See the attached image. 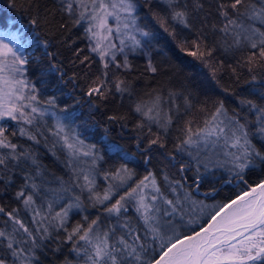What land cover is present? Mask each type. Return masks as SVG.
Returning a JSON list of instances; mask_svg holds the SVG:
<instances>
[{
    "label": "snow or ice",
    "instance_id": "1",
    "mask_svg": "<svg viewBox=\"0 0 264 264\" xmlns=\"http://www.w3.org/2000/svg\"><path fill=\"white\" fill-rule=\"evenodd\" d=\"M150 3V0H147ZM170 12L167 14L153 13L154 19L168 35L177 41V46L182 52H187L190 56L204 60L213 70V78H216L217 69L209 63L213 56V49L206 44V36L197 35L195 40L189 41L178 39L175 30L169 31V21L182 24L185 28H191L187 5L177 8L174 0H166ZM15 0H13V6ZM137 5L134 0H60V11L71 19L74 26L82 23L84 26L85 38L90 42L91 53L99 56L103 69L100 75L88 84L86 95L98 96L107 100L108 95L114 90L116 93L132 94L130 81L116 76L114 80H109V69L114 68L117 72L123 71L125 74L133 68L129 60V52L135 53L137 50L146 48L155 39L152 32L145 30L137 24L135 15ZM203 8L200 0H193V10L198 11ZM218 15L222 18L219 31L225 36L232 37V44L240 46L247 43L255 51L246 56L238 66L246 69L249 79L245 83L253 85V94L259 93L264 99V30L259 27L248 25L244 22L246 17L249 20H259L264 25V7L257 9L251 0H219L217 9ZM111 17L115 24L109 23ZM32 24L37 21L33 19ZM67 27L62 23L60 28ZM213 29L217 26L212 25ZM113 36L119 39V46L112 42ZM107 41V43H103ZM47 47L48 41H41ZM82 51V50H81ZM147 70L155 74L159 71L158 66L153 62L150 51L145 53ZM79 59L80 52L76 53ZM89 57L84 56L80 63L88 66ZM31 58L25 54L24 48L10 46L8 43L0 41V183L6 187L12 183V173L17 168H25L30 162L34 166L35 175L25 173L24 183L20 190L15 193L16 199L21 201L25 209L32 212V220L37 226L29 229L17 216V209L5 213V209L0 207V213H4L8 220L12 222V232L0 229V243L6 242L9 254L14 258L12 264H39V256L36 251L43 247V242L51 238L50 229L59 231L64 229L66 240L72 243L71 252L75 253V264H264V179L254 186L248 184L246 175L256 169L264 170V106L256 104L252 99L246 97L239 98L241 105H246L250 109H255L257 113L256 121L259 127L254 132H250L248 122L244 120L240 113L233 111L229 115L223 100L213 102V110L208 112L207 102L198 109L206 112L203 127L193 129L194 120L185 121L184 126L179 129L181 135L177 136L174 150H166L164 135L160 132H153L151 123H155L163 133H167L172 124V117L161 115V105L163 97L153 90L148 93L149 101L139 100L134 103L133 111L146 117L149 122L137 124V129L141 130V139L147 140V149L154 147L165 149L161 155L172 166L179 164V172L185 173L191 164H184L177 161L175 153H187L195 161L197 173L192 178L196 189H199L202 181V174L199 168L203 166L205 170L209 166L224 168L230 175V179L225 183H232L238 180L248 185V190L243 191L228 203L219 206L210 216L206 227H201L200 231H195L191 235H181L177 232L175 217L184 216V209L180 202L163 199V203L169 208L161 209L156 201L162 198L156 178L149 172L143 179L139 180L134 187L118 195L113 188H119L129 180H132L134 173L121 165L113 173H105V179L111 178L118 181L117 185H109L101 196L94 191L95 181L90 178L91 173L83 169L73 168V183L81 189H87L89 200L92 206L103 205V212L109 216L119 217L122 210L127 211L126 203L130 200L136 202V212L143 223L144 233L140 235L137 229L129 223L121 225L126 229L121 234H117L115 227L100 228V217L97 216L86 227L83 224H76L71 231L65 228L69 212L73 208L82 206L79 196L74 198V202L68 203L60 211L53 214L52 201L47 203L46 211L36 207V199L40 193L41 186L36 183V177L41 174L40 164L36 157L28 150L22 149L18 144L13 143L11 137L17 134L26 136L27 139L39 143L37 136L28 127L37 121H43L45 116L51 115L55 118V130H49L52 135L58 137V142L62 141L63 146L68 149L69 164L79 156L92 157V165L96 161L103 159L94 151L95 145L88 146V151H81L84 142L73 130L71 134L66 131L67 125L61 114L69 112L68 107L59 108L55 96L46 100H41L40 89L37 84L30 79ZM50 71H60L56 64L49 65ZM232 73L239 81L240 73L237 68H232ZM257 73H260L257 75ZM88 74L85 73V76ZM111 85V87H109ZM225 92L229 89L225 88ZM170 93V96H176ZM79 103V101H76ZM184 103L188 108L193 105L189 96L184 97ZM56 111H52V110ZM123 119V117L110 116L109 120ZM10 122H15L18 126L16 131L9 132ZM147 127V135L143 134V129ZM259 139V146L254 140ZM137 146H140L138 140ZM219 146V151H213ZM201 148L205 152H212V156L205 154L201 157ZM191 149H196L195 155ZM213 156L215 160H213ZM223 156V159L220 157ZM149 162L147 159L145 163ZM83 177L84 184L78 181ZM167 180V177H165ZM187 181L188 177L183 176ZM147 182V183H146ZM181 188L184 187L181 181H175ZM151 187L156 195H149L145 189ZM63 191L69 189L63 188ZM175 191V188H173ZM215 191V189H213ZM184 200L196 205L197 201L192 200L189 192L184 195ZM114 201V202H113ZM105 202H110L106 204ZM206 207L201 205V211ZM170 209V210H169ZM39 217V219H37ZM168 217L169 219H164ZM219 217V219H218ZM85 220L88 218L85 217ZM194 221H189L192 223ZM18 226V227H17ZM26 238L17 239L16 233L21 232ZM83 242V243H81ZM30 245L20 247L19 245ZM156 245V247H153ZM157 249H159L157 251ZM60 249L57 248L56 251ZM155 253V255H153ZM0 264H7L5 258L0 257ZM65 264H73V261H65Z\"/></svg>",
    "mask_w": 264,
    "mask_h": 264
},
{
    "label": "trees",
    "instance_id": "2",
    "mask_svg": "<svg viewBox=\"0 0 264 264\" xmlns=\"http://www.w3.org/2000/svg\"><path fill=\"white\" fill-rule=\"evenodd\" d=\"M200 2L203 8L194 11L193 0H174V5L178 9L187 5L192 27L185 28L182 24L170 20L169 31L174 29L178 39L189 41V50H191L190 42L197 38L198 33L205 35L207 46L213 49V56L209 63L217 69L216 78H213V70L204 60L180 51L177 41H174L154 19L153 13L158 12L163 15L170 12L166 0H150V3L147 0H137L136 15L140 24L142 28L147 25L145 30L152 32L155 36V39H151L150 45L145 48V53L150 51L151 58L159 71L155 74L148 71L145 53L137 50L129 56L133 65L130 72L125 74L123 71L117 72L114 68L108 70L109 80H114L119 75L120 78L130 81L132 94L121 95L113 90L107 100H104L95 95L91 97L86 95L88 84L100 75L103 64L98 56L90 52L88 40L85 38L84 23L74 26L71 19L60 11V0H15L14 6L13 0H0V33L6 36L15 34L14 36H17L24 44V52L31 58L32 67L29 78L40 89L41 100L55 96L59 108L68 107L67 114L57 111V115H61L62 119L65 115L67 116L64 120L67 125L66 131L71 134L74 130L83 140L84 150L88 151V146L95 145L94 151L98 156L103 157L94 165L93 176L96 181L94 191L102 196L105 191V180L110 181V178L105 179V173L111 174L121 165H126L134 176L132 180L117 190V196L114 199L134 187L149 172L153 173L157 187L162 193V198L158 200V203L156 202L157 206L162 210L169 208L163 203V199L178 200L183 206L185 213L183 219L177 215L174 221L177 226L181 227L179 233L181 235H191L199 231L201 227L207 226L211 214L219 206L228 203L243 191H247L248 185L238 180L225 183L224 181L231 178L226 169L210 165L208 170H205L203 166L199 168L202 181L200 188L196 189L192 178L197 173V168L191 156L186 152L175 153L177 161L191 164V167L181 174L178 170L179 164L174 167L161 155L165 149L155 147L151 150L147 149V140L141 139V130L136 126L142 121L146 125L149 122L146 117L133 111L134 103L141 99L149 101L148 93H152L153 90L163 97L161 115L171 116L172 124L166 134L155 123H151L150 126L153 132H160L164 135L168 152H172L174 145L178 143L176 138L181 135L179 129L184 126L185 121L194 120V130L197 127H203L207 113L200 112L198 109L205 102L210 112L213 110V102L223 100L229 115L234 110L239 112L241 117L248 122L250 132H254L259 127L257 123H253L256 121L257 113L255 109L241 105L239 98L246 97L264 106V99L260 98L259 93L253 94V85L245 83V80L250 78L247 70L238 66L239 62L255 50L251 49L246 42L240 46L233 45L232 37L225 36L219 31L222 24V18L216 11L219 0H200ZM251 3L256 5L257 9L264 7V0H251ZM33 19L37 21L36 24L31 23ZM244 22L264 30V25H261L259 20H249L245 17ZM62 23L67 24V27L60 28ZM212 25L217 27L213 29ZM45 40L48 41L47 47L40 43ZM77 52H80L79 59L76 56ZM84 56L89 57L87 67L80 63ZM50 64H56L60 71H50ZM233 67L237 68V72L240 73L239 81L232 73ZM85 73L88 75L85 76ZM225 88L229 91L225 92ZM170 93L177 95L170 96ZM185 96L191 99L193 105L191 108L185 105ZM110 116L123 117V119L109 120ZM55 124V118L49 116L32 126H25L37 136L40 141L38 144L19 134L11 137L13 143L31 152L40 164L41 174L36 177V183L41 186V190L35 196L36 206L45 211L48 202H55V199L59 198L63 199L61 205L66 207L68 203L74 202L76 196H79L82 206L70 211L65 224L68 231H71L72 227L78 223L86 227L99 216L101 229H104L107 224L108 227H115L117 234H121L126 229H119L117 225L129 223L143 236L144 227L136 212L134 200L126 203L127 211L122 210L119 217L109 216L103 212V205L92 206L86 188L81 189L73 183L75 178L73 168L78 169V165H83L82 163L76 165L73 161L69 164V153L63 146V142H58L59 138L49 131L50 129L55 130ZM10 125L9 132L18 133V126L15 122H10ZM143 134L147 135V127L143 129ZM259 139L257 136L254 140L258 146ZM138 140L140 141L139 147L137 146ZM191 151L195 155L196 149H191ZM215 151H219V146ZM205 154L212 155L201 148V157ZM146 159L149 162L145 163ZM220 159H223V156ZM83 161L85 159L80 158V162ZM87 161L92 162L91 159ZM25 173L35 175L34 166L30 162L27 167L14 170L11 174L12 183L10 185L5 187L3 183H0V207L5 209V213L17 209L18 218L29 229H34L37 225L32 220L31 210L25 209L22 202L15 196L24 183ZM183 176H187L188 180H183ZM245 178L248 184L254 186L264 179V170L258 168L249 172ZM177 180L183 183V188L175 183ZM78 183L80 185L85 183L82 176ZM63 188L69 190L63 191ZM186 192L190 193L192 200L197 201L196 205L184 200ZM58 193L60 197L57 198ZM61 205L57 206L56 210H59ZM201 205L206 206L203 211H201ZM85 217L88 219L85 220ZM164 219L169 218L164 217ZM190 220L194 222L189 223ZM184 224H190V226L183 227ZM12 228L13 224L8 217L0 213V229L12 232ZM50 232L51 238L45 240L43 247L36 251L39 264H65L66 260L73 261L75 264L77 258L75 253L70 251L72 243L66 240L64 229L59 231L51 229ZM16 238L18 240L24 238L22 231L16 233ZM19 246L23 247L22 244ZM57 248L60 250L56 251ZM0 257L5 258L7 264H12L14 258L9 254L6 242L0 243Z\"/></svg>",
    "mask_w": 264,
    "mask_h": 264
},
{
    "label": "rangeland",
    "instance_id": "3",
    "mask_svg": "<svg viewBox=\"0 0 264 264\" xmlns=\"http://www.w3.org/2000/svg\"><path fill=\"white\" fill-rule=\"evenodd\" d=\"M136 1L137 0H134V3L136 4ZM113 2H118V0H113ZM135 15H136V12H135ZM137 16V15H136ZM138 18V17H137ZM109 23L110 24H115V21L111 18V17H109ZM137 24L140 26V27H142L141 26V24H140V21H139V18L137 19ZM15 34H13V35H10V36H6L5 34H1L0 33V41H3L4 43H8L10 46H14V47H20L21 45L23 46V48H24V44L21 42V40L17 37V36H14ZM112 42L113 43H116L117 44V46H119V39H117V38H115L114 36H113V38H112ZM90 42L88 41V44H89ZM103 43H107V41H103ZM126 51H128L129 52V56L132 54V52H130L128 49H126ZM139 51H143L144 53H145V48L144 49H141V50H139ZM95 56H98V55H96L95 53H93ZM99 57V56H98ZM49 116H51V115H47V116H45V118H47V117H49ZM67 149V148H66ZM203 149V148H202ZM204 150V149H203ZM67 151H68V149H67ZM81 151L83 152V151H87V150H84L83 149V147H82V149H81ZM213 151H215V150H213ZM210 153H212V152H210ZM210 156H212V155H210ZM80 158H84L85 159V161H83V162H80ZM214 158V157H213ZM92 160V157H85V156H83V155H81V156H79L77 159H75V160H73V162L77 165L78 163H82V165L83 166H79L78 165V169L77 170H79V169H83L85 172H90L91 173V176H90V178H92V179H94V181H95V178H94V176H93V173L95 172L94 170H95V167L92 165V162L90 161V162H88L87 160ZM96 182V181H95ZM105 186H104V189L106 190L108 187H109V185L111 184V185H117L119 182L118 181H115V180H112L111 178H110V181L109 180H105ZM147 183V182H146ZM124 186V185H123ZM122 187V186H121ZM120 188V187H119ZM119 188H116V187H114L113 188V191L114 192H116L117 193V190L119 189ZM145 192L147 193V194H149V195H156V193H154V192H152V190H151V187H149V188H147V189H145ZM59 195H57V198L58 197H60V193H58ZM56 201L53 203V214L56 212V211H60L65 205H61V200H63V199H55ZM132 201V200H131ZM134 202V204H135V206H136V202L135 201H133ZM157 203H158V200L156 201ZM46 203V202H45ZM156 203V204H157ZM59 205H61L62 207L59 209V210H56V207L57 206H59ZM37 207V206H36ZM39 208V207H38ZM167 208V207H166ZM41 210H42V208H41ZM42 211H44V209L42 210ZM46 211V210H45ZM70 213V212H69ZM37 219H39V217H37ZM121 225L122 224H119V225H117L118 227H119V229H122L121 228ZM187 226H190V224H184L183 225V227H187ZM105 228H108V225L106 224V227ZM51 230V229H50ZM22 231V230H21ZM177 232L178 233H180L181 232V227L180 226H177ZM23 234V233H22ZM23 236H24V234H23ZM24 238H26L25 236H24ZM23 245V247H28L27 245H24V244H22Z\"/></svg>",
    "mask_w": 264,
    "mask_h": 264
},
{
    "label": "water",
    "instance_id": "4",
    "mask_svg": "<svg viewBox=\"0 0 264 264\" xmlns=\"http://www.w3.org/2000/svg\"><path fill=\"white\" fill-rule=\"evenodd\" d=\"M218 219H219V217H218ZM206 227V226H205ZM200 231V230H199Z\"/></svg>",
    "mask_w": 264,
    "mask_h": 264
}]
</instances>
